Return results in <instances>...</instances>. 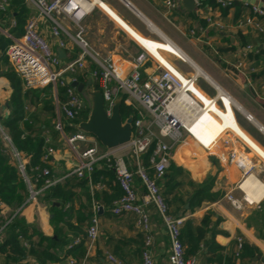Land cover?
<instances>
[{"label": "crops", "instance_id": "crops-1", "mask_svg": "<svg viewBox=\"0 0 264 264\" xmlns=\"http://www.w3.org/2000/svg\"><path fill=\"white\" fill-rule=\"evenodd\" d=\"M199 1H206V7L202 10L195 8L191 13L177 9L169 11L163 0H87L88 11L81 27L90 50L101 56H113L126 72L129 71V61L140 53L141 46L170 70L176 71L167 58H177L194 67L195 74L204 78L205 81L202 80L215 91V99L220 107L215 102L209 103L208 96L198 91L208 110L173 152L171 162L183 170L184 175L177 179L183 181L182 186L169 195L172 201L169 212L173 218H183V225L187 220H193L194 227L198 226L207 212L212 214L211 221L217 223L211 233H215L214 242L222 250L214 253L209 246L200 244L196 254L190 257L195 258L197 264H214L209 260L215 262L216 257H219L221 264H228L226 260L235 252L237 238L255 247L259 251L257 261H264V34H257L250 28L236 27L240 17L252 15L251 7L264 10V0H224L232 2V6L227 8L216 7V0H213L215 6L209 5L208 1L211 0ZM25 3L30 15H36L33 5L27 0ZM208 18L220 22L223 29L219 31L209 26ZM259 20L264 23V17ZM13 23L11 21L10 25L14 26ZM61 25L72 33L76 31L68 19H62ZM38 27L40 36L51 51L57 57V52H62L58 57L61 67L78 58L80 49L64 37L65 45L59 48L51 35L50 21L40 20ZM0 34L12 42L13 37L1 25ZM161 39L165 42L158 41ZM246 47L251 49L247 51ZM239 62L243 64L241 73L234 68ZM88 63L94 66L87 57L85 67ZM155 67L153 62L147 61L143 66V76L152 75ZM80 75V72L66 74L65 82H77L76 78ZM92 84L96 83L92 81ZM51 89L56 115L58 88L55 90L51 86ZM11 92L12 87L7 79L0 77V122L9 115V106L6 108L5 104ZM217 140L219 145L214 151L205 150L208 144ZM231 154L245 158L247 164L238 166L230 159ZM50 159L53 169L65 175L77 164V159L62 142ZM248 178L255 180L259 187H252L253 190L247 194L241 186ZM192 185L204 188L213 198L193 211L189 209L187 197ZM134 187L139 198H142L144 193L138 180H134ZM92 189L97 192L102 190L95 186ZM229 195L241 200L240 210L231 206L227 199ZM111 205L105 207L98 204L101 208L98 214L99 237L88 264H108L107 254L124 260L125 264H141L139 254L143 249L144 234L135 228L133 215L114 216L110 211ZM147 210L154 264H169L167 232L155 210L151 206ZM50 215L40 198L26 202L20 214L28 228H36L48 240L53 255L58 258L57 262L47 264H69V256L62 248ZM75 221L73 218L71 223L76 225ZM184 247L187 249V245ZM253 263L241 260L232 262ZM21 264L37 263L28 257Z\"/></svg>", "mask_w": 264, "mask_h": 264}, {"label": "built area", "instance_id": "built-area-1", "mask_svg": "<svg viewBox=\"0 0 264 264\" xmlns=\"http://www.w3.org/2000/svg\"><path fill=\"white\" fill-rule=\"evenodd\" d=\"M27 2L33 5L37 13L31 15L26 21L21 38H11L12 42L6 49L5 55L11 70L22 81L24 90H42L48 86H52L55 90L58 87L65 90V101L57 107L55 128L62 136V143L77 159V164L63 178L69 176L82 178L84 174L89 175L99 161H106L108 167L114 172L122 192V196L112 203L110 211L114 216L131 214L135 217V228L144 234L142 264H154L150 250L152 237L147 210L149 206L157 213L169 237L168 263L197 264L195 258H185L184 256V247L180 241L183 218H173L170 215L169 206L160 195L156 180L164 175L175 148L182 141L181 132L186 131L187 126L191 123V121L184 122V119H189L190 114L196 117L201 112H205L204 98L198 93L201 91L196 87L198 79L204 80V78L195 74V69L192 66L190 69L193 73L188 75L173 65L176 71L170 70L157 62L139 45L141 51L129 61L128 72L125 71V67L117 63L113 56H101L99 53L91 51L81 27V22L88 11L87 0H27ZM163 2L169 11L177 9L176 0H163ZM195 2L198 9L200 1L195 0ZM216 2L223 8L230 7L232 3L224 0H216ZM8 4L9 0H0L1 13L6 11ZM251 13L250 16L240 17L236 21V27L239 29L250 28L257 34H264V23L259 20L264 17V10L251 7ZM62 19H68L75 26L76 31L72 33L63 28ZM40 20L50 21L51 35L59 48L64 47L65 40L78 46L80 53L76 60L61 67L59 58L51 51L47 42L38 32ZM207 24L219 31L223 29L220 22L212 21L210 18L207 19ZM158 41L165 42L162 39ZM245 49L249 51L251 48L246 47ZM87 57L95 66V70L89 74V81L96 83L98 91L102 95L107 115H110L114 101L118 96L122 97L125 106L135 111V117L131 116L133 138L124 146L107 150L88 134L77 131L69 135L63 134L61 118L73 121L81 117L84 112H88V106L83 97L64 79L66 74L75 75L77 72H84ZM167 59L169 60V58ZM147 61L153 62L156 67L152 75L143 76V66ZM179 61L181 60L179 59ZM234 68L241 73L243 64L239 62ZM207 98H209V103L215 102L218 105L215 96ZM0 139L9 148L18 172L27 184L29 198L26 202L37 200L42 190L63 179L47 180L41 189L34 191L26 176L29 158L24 157L13 148L1 122ZM218 145L219 140L208 144L205 150L212 152ZM150 146H153V154L149 161L150 167L154 171L153 178L148 176L140 161V156L146 153ZM54 154L55 151L52 148H47L41 162L48 163L49 158ZM230 159L240 167L247 164L245 158L235 154H231ZM131 166H134V172L130 169ZM41 174L47 176L48 170L43 169ZM134 176L137 177L143 189L142 198H139L134 187ZM95 188L100 190L103 186L96 185ZM227 199L234 209L242 208L241 200L230 195ZM0 207H2L1 203ZM98 207L94 205L92 208L91 224L85 231L84 239L76 238L66 248V250H71L73 246L82 242L86 249L85 256L80 261L69 257V264H88L99 237ZM23 244L26 246L25 243ZM242 245L243 240L237 238L236 256H238ZM106 260L108 264H124L111 254L106 255ZM253 264H264V261L259 260Z\"/></svg>", "mask_w": 264, "mask_h": 264}, {"label": "trees", "instance_id": "trees-1", "mask_svg": "<svg viewBox=\"0 0 264 264\" xmlns=\"http://www.w3.org/2000/svg\"><path fill=\"white\" fill-rule=\"evenodd\" d=\"M25 1L9 0L6 11L0 13L2 29L15 39L22 37L26 21L31 16ZM208 2L210 6H219L214 5L213 0ZM204 7H206V1H200L198 10H202ZM11 21L14 22V26L10 25ZM10 44L11 41L0 34V77L7 79L12 87L8 100L9 115L1 119V125L13 148L24 157L29 158L26 176L31 188L37 191L44 186L45 181L59 179L65 175L57 173L53 169L50 158L48 163L41 162L47 148L56 151L62 142V136L55 128L56 115L51 86L42 90L23 89L22 81L11 70L5 56L6 49ZM94 70L95 67L88 63L76 81L86 84L88 75ZM91 87L98 90L96 84H92ZM57 98L59 104L65 101V90L61 87L57 89ZM120 115L124 121L130 116L135 117V111L121 102ZM86 116L87 111L73 121L63 118L61 120L63 134L74 133L73 126L84 121ZM152 154L153 146H150L147 152L140 156L141 165L150 178L154 177V171L149 163ZM43 169L48 170L47 176H42ZM130 169L133 172L135 170L134 166H131ZM183 175V170L170 162L162 178L156 180L160 195L168 206L172 203L169 199L170 193L183 184L182 180L177 181ZM134 180L135 182L138 180L136 176H134ZM96 185L104 187L101 192L92 189ZM190 189L191 192L188 193L187 197L191 211L199 208L203 202L213 200L200 186L192 185ZM121 196L122 192L114 172L108 167L107 162L102 160L94 166L89 175L84 174L82 178L75 176L63 178L55 185L42 190L39 198L53 215L51 224L61 239V245L66 255L80 261L86 252L83 243L73 246L71 250H66L67 246L72 244L76 238L84 239L85 231L91 224L94 205L101 204L108 207ZM28 198L27 184L19 174L9 148L0 139V203L2 204L0 207V264H21L28 257L33 258L37 264L58 261V258L53 255L48 240L36 228H28L20 216ZM9 209L10 211H8ZM211 215L207 212L196 227L193 225V220H187L182 225L180 241L183 247L187 245V249L184 247L185 258L194 256L200 244L209 246L214 253L222 250L214 242L215 233H211V229L217 225L216 222L211 221ZM73 218L76 220V225L71 223ZM141 253L142 251H140V257ZM235 254L236 250L230 258H227L228 264H232L233 260L255 263L259 251L243 241L238 256ZM119 260L125 264L124 260ZM209 261L214 264H221L219 257H216L215 262H212L211 259Z\"/></svg>", "mask_w": 264, "mask_h": 264}, {"label": "water", "instance_id": "water-1", "mask_svg": "<svg viewBox=\"0 0 264 264\" xmlns=\"http://www.w3.org/2000/svg\"><path fill=\"white\" fill-rule=\"evenodd\" d=\"M176 8L179 11L193 13L196 8V2L195 0H176ZM57 53L60 58L62 52L59 50ZM67 83L83 97L88 106L86 119L75 124L73 126L74 131L92 136L107 150L124 146L132 140V117L122 120L120 115L121 96L115 99L111 113L108 116L101 93L92 89L90 81L82 84L67 80ZM5 107L8 108V103L5 104ZM100 212L101 208L98 207V214ZM52 217L50 215V218Z\"/></svg>", "mask_w": 264, "mask_h": 264}, {"label": "bare ground", "instance_id": "bare-ground-1", "mask_svg": "<svg viewBox=\"0 0 264 264\" xmlns=\"http://www.w3.org/2000/svg\"><path fill=\"white\" fill-rule=\"evenodd\" d=\"M191 67V66H190ZM192 68V67H191ZM228 95V94H227ZM229 96V95H228ZM230 97V96H229ZM231 98V97H230ZM239 109V108H238ZM208 110V107H205V112H201L200 114H198L196 117L193 116V114H190V117L189 119H184V122H190V125L187 126V129L186 131H182L181 132V135H182V141L185 139V137H187V135L189 134L188 132L192 131L195 126L201 121V119L205 116L206 112ZM240 110V109H239ZM255 186L259 187L258 183L255 181V180H252L251 179H247L241 186L242 190H244L247 194L249 193V191L253 188L255 189ZM262 186V185H261ZM253 187V188H252ZM258 194V192H256ZM248 196H251V195H248ZM253 197V196H251ZM258 198V196H256ZM256 200H259L257 199ZM254 200V201H256ZM248 201H251L250 199H248Z\"/></svg>", "mask_w": 264, "mask_h": 264}, {"label": "rangeland", "instance_id": "rangeland-1", "mask_svg": "<svg viewBox=\"0 0 264 264\" xmlns=\"http://www.w3.org/2000/svg\"><path fill=\"white\" fill-rule=\"evenodd\" d=\"M169 61L173 66H175L178 70L182 71L186 75L193 73L189 65L182 63L181 61H179V59L177 60V58H169ZM196 87L208 97L215 96L214 90L210 88L202 79H198Z\"/></svg>", "mask_w": 264, "mask_h": 264}]
</instances>
